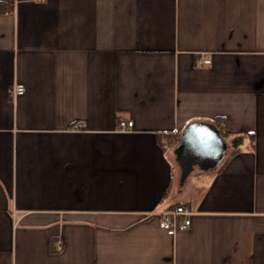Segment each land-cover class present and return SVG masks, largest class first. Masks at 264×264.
Wrapping results in <instances>:
<instances>
[{"label": "crops", "instance_id": "obj_1", "mask_svg": "<svg viewBox=\"0 0 264 264\" xmlns=\"http://www.w3.org/2000/svg\"><path fill=\"white\" fill-rule=\"evenodd\" d=\"M0 264H264V0H0Z\"/></svg>", "mask_w": 264, "mask_h": 264}, {"label": "water", "instance_id": "obj_2", "mask_svg": "<svg viewBox=\"0 0 264 264\" xmlns=\"http://www.w3.org/2000/svg\"><path fill=\"white\" fill-rule=\"evenodd\" d=\"M227 144L212 123L196 122L184 130L177 147L182 178L186 179L195 167L215 168L223 159Z\"/></svg>", "mask_w": 264, "mask_h": 264}, {"label": "built area", "instance_id": "obj_3", "mask_svg": "<svg viewBox=\"0 0 264 264\" xmlns=\"http://www.w3.org/2000/svg\"><path fill=\"white\" fill-rule=\"evenodd\" d=\"M211 61L208 59H200L198 64L200 66L208 65ZM26 91V88L22 84L15 85L13 89V96H22ZM134 127L133 121L120 120L118 123V129L122 131L131 130ZM192 211L186 205H178L172 210L159 213L160 227L167 232L168 235L174 236L179 231L187 229L191 225ZM57 246L59 249L63 247V242L58 241Z\"/></svg>", "mask_w": 264, "mask_h": 264}, {"label": "trees", "instance_id": "obj_4", "mask_svg": "<svg viewBox=\"0 0 264 264\" xmlns=\"http://www.w3.org/2000/svg\"><path fill=\"white\" fill-rule=\"evenodd\" d=\"M214 124H215V126L217 128H219L221 136L223 138H225L228 135V133L226 131H224L225 128H223V124H225V119L219 118V119H217L215 121ZM182 134H183L182 132L181 133H178L176 135L167 134V138H168L169 144L170 145H176V144H178L179 141H180V139H181V137H182Z\"/></svg>", "mask_w": 264, "mask_h": 264}]
</instances>
